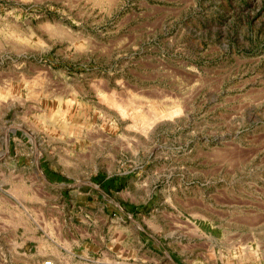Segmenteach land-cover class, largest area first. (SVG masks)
<instances>
[{
  "label": "rangeland",
  "instance_id": "rangeland-1",
  "mask_svg": "<svg viewBox=\"0 0 264 264\" xmlns=\"http://www.w3.org/2000/svg\"><path fill=\"white\" fill-rule=\"evenodd\" d=\"M40 235L264 264V0H0V264Z\"/></svg>",
  "mask_w": 264,
  "mask_h": 264
},
{
  "label": "crops",
  "instance_id": "crops-1",
  "mask_svg": "<svg viewBox=\"0 0 264 264\" xmlns=\"http://www.w3.org/2000/svg\"><path fill=\"white\" fill-rule=\"evenodd\" d=\"M126 187V186H125ZM126 189V188H125ZM110 190V189H109ZM133 197V195H131ZM129 196V197H131ZM137 201V200H136ZM134 201V203L136 202ZM143 204L140 203V205L137 206H132L130 205L129 207L137 209L138 207H142ZM132 211V209H131ZM125 214L128 216V213L125 212ZM152 215V214H150ZM143 232V230H142ZM46 239L40 235L39 241H38V246H37V254L35 256V258L31 259L30 263H26V264H35L38 263L43 259V258H47V247L45 245ZM141 241L143 240V233L141 234ZM108 250L106 248H104L103 252H101V258H100V264H121L123 263V258H117L116 256H118L117 252H114L115 254L113 255V252L111 250L110 245L107 246ZM83 250L86 251V254L88 253V251L90 250H86V249H80L79 245H71L70 247V251H67L66 253V257L67 260L64 261L63 264H80V260L82 259V256H80V252L83 254ZM171 250H167L168 252V258L166 259V261H164V264H176V262L170 257V252ZM92 254L94 253V251H90ZM116 257V258H115ZM59 258H56V260H58ZM19 264H24V262L22 260L18 261ZM59 263V260L57 261ZM62 264V262H61Z\"/></svg>",
  "mask_w": 264,
  "mask_h": 264
},
{
  "label": "built area",
  "instance_id": "built-area-1",
  "mask_svg": "<svg viewBox=\"0 0 264 264\" xmlns=\"http://www.w3.org/2000/svg\"><path fill=\"white\" fill-rule=\"evenodd\" d=\"M39 264H55L53 260L49 259V258H44L40 261Z\"/></svg>",
  "mask_w": 264,
  "mask_h": 264
}]
</instances>
